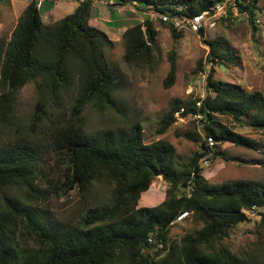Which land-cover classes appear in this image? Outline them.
<instances>
[{
  "label": "trees",
  "instance_id": "trees-1",
  "mask_svg": "<svg viewBox=\"0 0 264 264\" xmlns=\"http://www.w3.org/2000/svg\"><path fill=\"white\" fill-rule=\"evenodd\" d=\"M222 1L113 0V4L134 6L138 2L143 10L151 7L160 13L194 15L212 14ZM233 1L226 13L236 9L247 14L257 30L259 0ZM94 3L80 1L72 13L46 24L41 3L31 0L11 37H0V264H264V249L251 254L234 251L225 243L232 229L249 220L247 212L264 208V179L210 185L201 165L202 159L222 155L215 148L226 139L256 145L218 122L216 116L228 115L238 122L251 118L249 125L264 128V95L215 80L210 71L207 97L172 104L160 121L158 131L163 133L180 117L201 116L198 120L206 140L184 164L172 163L174 147L167 141L146 143L141 123L89 133L82 123L87 104L121 112L116 94L122 88L119 70L107 56L113 40L89 24ZM179 5L182 10L175 8ZM167 24L174 38L183 36L184 31ZM199 32L203 34V29ZM122 39L127 63L155 65L158 33L150 18L126 28ZM205 42L213 63L234 57L225 39ZM168 58L165 88L174 84L178 70L176 51H170ZM31 82L39 97L30 118L32 133H27L19 127L17 104L20 90ZM71 94L72 121H59L46 129L50 110L63 107ZM42 134L48 138L43 140ZM186 137L201 140L196 132H188ZM209 137L215 139L213 146ZM43 148L55 158L54 190L68 193L76 189L82 194L84 215L77 222L51 226L41 213L38 194L48 167L40 155ZM156 172L168 184L165 198L155 206H139L141 194L149 190ZM97 182L111 189L104 200L93 194ZM15 189L28 199L3 195ZM184 213L183 219L192 218L202 227L171 240V227ZM261 226L264 229V212ZM151 233L164 246L146 253L143 249L151 248Z\"/></svg>",
  "mask_w": 264,
  "mask_h": 264
},
{
  "label": "rangeland",
  "instance_id": "rangeland-1",
  "mask_svg": "<svg viewBox=\"0 0 264 264\" xmlns=\"http://www.w3.org/2000/svg\"><path fill=\"white\" fill-rule=\"evenodd\" d=\"M30 1L0 0V37H11ZM80 1L83 0H39L45 23L51 24L72 13ZM111 1L112 3L109 4L106 0H95L89 24L106 31L114 42L107 56L121 76L122 88L116 94L121 112L110 109L98 110L92 103H88L82 113V123L89 133L96 134L104 129L141 123L146 143L167 141L174 147L172 163L184 164L201 149L202 142L206 140L203 123L198 120L201 116L180 117L163 133L158 131L160 121L172 104L178 101L205 99L209 94L207 78L210 71L214 72L215 80L229 82L248 92L258 91L264 95V0H259L260 8L255 17L257 26L255 31L248 15L239 14L234 9L232 14L225 11L216 17H211L203 29V34L184 31L183 36L179 38L173 37L170 26L162 20L159 11L151 7L143 10L138 2H135L134 6L132 4L117 6L113 4V0ZM233 3L234 1H231V5ZM147 17L153 21L158 33V57L153 66L137 67L124 60L125 47L122 34L125 28ZM105 19L111 20L113 24ZM119 23L122 25L120 28ZM214 39H225L233 48L234 57L220 63L210 61L209 46L205 41ZM172 50L177 54V76L174 84L165 88L164 80L170 69L168 57ZM38 97L33 82L25 85L18 94L17 108L21 125L19 127L24 132L32 133L30 118ZM72 97L73 94L65 100L63 107L56 111L50 110V120L46 129L53 127L59 121H72L70 116ZM216 119L233 132L252 140L256 145L253 147L240 145L230 139L218 142L215 150L218 149L222 155L216 159L201 160L203 174L210 185H219L237 179L256 181L264 179V128L257 129L249 125L248 122L253 120L251 118L238 122L231 116L219 114ZM188 132L201 134V140L196 142L187 138ZM4 137L6 138L5 135ZM46 138L48 134H42V139L46 140ZM40 155L48 165L47 175L40 182L42 193H37L39 208L43 209L41 213L45 214L51 226L58 224L64 226L79 221L84 215L85 207L82 203V194L76 189L68 193L63 190L56 192L54 186L57 177L53 165L55 158L44 148ZM167 185L161 174L156 175L149 190L141 194L139 206L151 207L161 203L165 198ZM21 192L20 189L6 190L3 195L10 197L16 195L27 200L28 198ZM110 192V187L105 183H95L93 194L98 200H104ZM263 212L264 208L247 212L249 220L232 229L225 243L234 251L253 254L258 252L257 250H263L264 229L261 226ZM201 227V223L186 217L172 225L170 238L179 240L185 233ZM21 243L24 246L23 238ZM143 251L148 253L157 249L150 248Z\"/></svg>",
  "mask_w": 264,
  "mask_h": 264
},
{
  "label": "built area",
  "instance_id": "built-area-1",
  "mask_svg": "<svg viewBox=\"0 0 264 264\" xmlns=\"http://www.w3.org/2000/svg\"><path fill=\"white\" fill-rule=\"evenodd\" d=\"M231 1H233V0H225L222 2H218L215 5L214 13H212V14L209 11H203L202 13L194 14V15H187V14L172 15L169 13H161L160 16L164 22L171 24L177 30L190 31L193 33H197L201 29L205 28V26L208 24L207 22L210 20L211 17H216L221 12L224 13L226 11V7L228 5H231ZM175 8L177 10H182L183 7H182V5H179ZM177 114H179V113H177ZM208 142H209L210 146H213L215 143V139L213 137H209ZM186 215H187V213H184V214L178 216L177 220H175L174 223L178 222V220L183 219ZM149 242L151 243V248H153V249H159V248L161 249L164 246L163 242H157L153 233H151L149 236Z\"/></svg>",
  "mask_w": 264,
  "mask_h": 264
},
{
  "label": "crops",
  "instance_id": "crops-1",
  "mask_svg": "<svg viewBox=\"0 0 264 264\" xmlns=\"http://www.w3.org/2000/svg\"><path fill=\"white\" fill-rule=\"evenodd\" d=\"M110 2L112 3L111 0H110ZM129 14H130V13H129ZM123 19H124V18H121V20H123ZM105 20H106L107 22H111V20H109V19H105ZM119 20H120V19H119ZM119 20H118V22H119ZM111 24H113V23L111 22ZM115 25H116V24H114V26H115ZM120 27H122V25L119 23V28H120ZM113 28H114V27H113ZM114 29H118V28L115 27ZM125 29H126V28H125ZM125 29H124V30H125ZM105 32H106V31H105ZM106 33H107V32H106Z\"/></svg>",
  "mask_w": 264,
  "mask_h": 264
},
{
  "label": "water",
  "instance_id": "water-1",
  "mask_svg": "<svg viewBox=\"0 0 264 264\" xmlns=\"http://www.w3.org/2000/svg\"><path fill=\"white\" fill-rule=\"evenodd\" d=\"M143 5H144V3H143ZM161 172H156V174L155 175H158V174H160Z\"/></svg>",
  "mask_w": 264,
  "mask_h": 264
},
{
  "label": "clouds",
  "instance_id": "clouds-1",
  "mask_svg": "<svg viewBox=\"0 0 264 264\" xmlns=\"http://www.w3.org/2000/svg\"><path fill=\"white\" fill-rule=\"evenodd\" d=\"M41 2V1H40ZM178 218V217H177ZM177 220V219H176Z\"/></svg>",
  "mask_w": 264,
  "mask_h": 264
}]
</instances>
